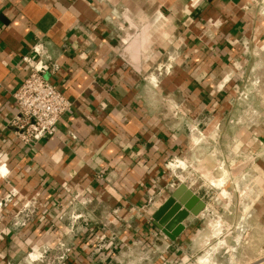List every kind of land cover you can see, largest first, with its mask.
<instances>
[{
	"label": "crops",
	"instance_id": "crops-1",
	"mask_svg": "<svg viewBox=\"0 0 264 264\" xmlns=\"http://www.w3.org/2000/svg\"><path fill=\"white\" fill-rule=\"evenodd\" d=\"M189 1L0 0V264H185L203 211L174 241L152 214L179 184L207 209L218 181L217 215L264 252V0ZM36 43L71 107L25 144L12 93Z\"/></svg>",
	"mask_w": 264,
	"mask_h": 264
},
{
	"label": "built area",
	"instance_id": "built-area-1",
	"mask_svg": "<svg viewBox=\"0 0 264 264\" xmlns=\"http://www.w3.org/2000/svg\"><path fill=\"white\" fill-rule=\"evenodd\" d=\"M198 1L190 0L189 3L194 6ZM21 60L26 65L27 72L12 93L17 112L11 120V125L14 135L21 142L32 144L57 132L58 122L70 109L71 102L47 78L46 75L56 73L58 65L51 61L41 43L34 44L31 54L23 55ZM172 164L182 169L188 167L178 159H174ZM22 212V225H26L35 214L34 202L31 199L23 204ZM71 218L74 220L75 216Z\"/></svg>",
	"mask_w": 264,
	"mask_h": 264
},
{
	"label": "rangeland",
	"instance_id": "rangeland-1",
	"mask_svg": "<svg viewBox=\"0 0 264 264\" xmlns=\"http://www.w3.org/2000/svg\"><path fill=\"white\" fill-rule=\"evenodd\" d=\"M215 185H222V182H215V184L210 187L208 198H210L211 201L208 208H205L206 210L202 212L205 217L200 220L203 233L208 236V241L205 246L198 248L199 250L195 252L193 258L189 259L185 264H227L229 256L227 254L223 255L222 252L217 253L220 246L224 247L225 242L227 245L230 244V246H233L234 251H236L234 252L235 258L230 264L259 263L264 259V252L258 251L256 248L257 251H252L251 255H249L250 253L248 250L249 234H252L253 224H250L244 215H240L238 212H236V215H217V213L222 212L225 206L221 204L218 205V203L215 204L213 201V198L215 199ZM242 209L243 205H241L240 208L237 206L238 211ZM218 242L219 245L217 249L215 245Z\"/></svg>",
	"mask_w": 264,
	"mask_h": 264
},
{
	"label": "water",
	"instance_id": "water-1",
	"mask_svg": "<svg viewBox=\"0 0 264 264\" xmlns=\"http://www.w3.org/2000/svg\"><path fill=\"white\" fill-rule=\"evenodd\" d=\"M206 203L185 184H179L152 214L153 225L174 241L184 229L183 220L197 216Z\"/></svg>",
	"mask_w": 264,
	"mask_h": 264
},
{
	"label": "bare ground",
	"instance_id": "bare-ground-1",
	"mask_svg": "<svg viewBox=\"0 0 264 264\" xmlns=\"http://www.w3.org/2000/svg\"><path fill=\"white\" fill-rule=\"evenodd\" d=\"M144 37V36H143ZM143 41V40H142ZM142 45V42H141V44H140V46ZM217 233H221V232H217ZM217 236V235H216ZM221 242V241H220ZM221 243H223V242H221ZM221 247V246H220Z\"/></svg>",
	"mask_w": 264,
	"mask_h": 264
}]
</instances>
